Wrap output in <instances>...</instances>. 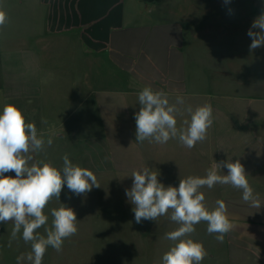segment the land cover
Returning a JSON list of instances; mask_svg holds the SVG:
<instances>
[{
    "label": "crops",
    "instance_id": "1",
    "mask_svg": "<svg viewBox=\"0 0 264 264\" xmlns=\"http://www.w3.org/2000/svg\"><path fill=\"white\" fill-rule=\"evenodd\" d=\"M179 2L173 11L148 0H0L8 17L0 27V93H16L0 94V100L24 101L32 93L33 121L44 123L49 116L42 102L57 72H64L69 108L79 109L74 114L72 108L65 122L80 123L82 133L98 124L93 139L117 141L118 171L139 164L123 141L136 139L144 87L166 92L171 104L183 99L178 126L190 120L188 107L211 104L213 124L202 154L211 164L239 159L262 208L250 207L231 185H215L233 228L209 263L264 264V47L250 50L252 41L241 30L264 13V0H209L199 10L213 13L205 20L186 18L190 3ZM17 107L25 116V104Z\"/></svg>",
    "mask_w": 264,
    "mask_h": 264
},
{
    "label": "clouds",
    "instance_id": "2",
    "mask_svg": "<svg viewBox=\"0 0 264 264\" xmlns=\"http://www.w3.org/2000/svg\"><path fill=\"white\" fill-rule=\"evenodd\" d=\"M230 0H225L229 3ZM7 13L0 6V27L7 22ZM259 29V31H253ZM251 38L250 50L264 47V13H261L248 30ZM140 109L135 113L136 141H149L165 144L170 139L178 138L179 142L191 149L198 142L207 138L208 129L213 124L211 104H204L195 109L188 107L190 120H184L186 127L177 128V105L184 103L178 97L171 104L164 91L144 87L138 94ZM52 138L47 141L44 134L38 136L34 123L26 122L21 109L13 104H5L0 111V222H13L8 246L17 239L22 230V239L31 243V251L18 256L17 264L23 261L29 264H42L49 247L58 253L63 243L78 231L77 216L71 207L62 204L51 209L52 222L45 227V234L38 232L48 223L44 213L46 206L53 198L60 201L64 185L77 196L86 194L93 187H100L93 171L75 165L68 154L62 157L63 166L58 169L50 162L36 161L33 153L42 152L45 144L51 146ZM227 169L225 174L222 169ZM14 172L15 177L5 173ZM158 173L148 167L134 169L131 173L133 183L126 189V196L134 206L135 222L143 220L156 221L161 216H169L179 225L175 230L165 234V239L172 241L173 246L162 256V264H201L208 256L204 245L191 238L195 225L207 223V232L216 234V239L223 242L224 236L233 225L228 217L227 205L217 200L216 206L209 209L204 201L201 189L213 188L215 185H231L242 191V199L250 207L261 209L258 194L250 186L244 165L237 159L213 160L205 176H188L180 179L179 186H165L158 180Z\"/></svg>",
    "mask_w": 264,
    "mask_h": 264
},
{
    "label": "rangeland",
    "instance_id": "3",
    "mask_svg": "<svg viewBox=\"0 0 264 264\" xmlns=\"http://www.w3.org/2000/svg\"><path fill=\"white\" fill-rule=\"evenodd\" d=\"M162 2L163 6L176 11L180 0H148ZM190 3V12H186V18L191 19L193 15L197 19H209L212 12H202L200 7H206L209 0H184ZM231 1V0H230ZM236 3V1H234ZM196 11L193 10L192 5ZM189 8V7H188ZM211 19V18H210ZM251 24V23H250ZM241 27L243 34L247 35L252 25ZM258 29H253L257 31ZM248 36V35H247ZM249 37V36H248ZM251 39V38H250ZM219 46V45H218ZM209 61H202V67L208 66ZM251 68V62H249ZM64 72H57V84L52 86L51 93L45 98L43 113L47 117L44 123H36L33 115V94L26 93L25 100L18 101L17 98L0 100V111L5 104L17 106V102L25 104L26 122L34 123L38 136L44 134L47 141L49 136L53 143L51 146L45 144L42 152L33 153L36 161L43 160L61 169L63 166L62 157L68 154L73 164L87 168L96 175L100 187H93L86 194L77 196L64 185L60 201L53 198L44 209L48 215V223L38 229L42 235L45 234V227H50L52 222L51 209L59 208L61 203L71 207L77 216L78 231L75 235L66 239L61 252L49 247L43 257L42 264H162L163 254L173 246V242L165 239V234L175 230L179 225L171 221L169 216H161L156 221L143 220L135 222L133 205L126 196V189H130L133 183L132 171L114 170L116 142L109 139H93L96 135L93 131L99 128L98 124H89L88 130L82 133L80 123L68 124L66 115L72 109L74 114L79 111L78 107L69 108V93L67 85L62 81ZM239 78L233 77V81ZM220 79V77H217ZM253 79V77H252ZM224 83V78H221ZM228 81V78L227 80ZM226 85L227 82L225 83ZM9 96L16 93H0ZM53 112V114H52ZM184 117L180 118V122ZM187 117L185 118V120ZM50 120V121H49ZM189 120V119H188ZM177 128L186 127L179 125ZM83 128V127H82ZM93 134V135H92ZM207 138L198 142L193 148L183 146L178 138L170 139L169 142L155 148L153 142H138L126 140L131 152H136L139 164L134 169L148 167L156 171L158 180L165 186H179L180 179L188 176L206 175L211 165L208 156L202 154ZM125 143V144H126ZM134 156V157H135ZM120 161L130 159L128 155H119ZM133 169V170H134ZM6 176L15 177L14 172L5 173ZM201 192L205 196V205L209 209L216 206L220 200L219 189L215 186L211 189L204 187ZM13 222H0V264H17V257L31 251V243H25L22 239V230L17 239L8 246L13 228ZM191 238L201 242L208 256L201 264H210V258L225 241L219 242L216 234L207 232V223L200 222L195 225V232ZM218 249V250H217ZM218 255V254H217ZM22 264H29L26 260Z\"/></svg>",
    "mask_w": 264,
    "mask_h": 264
}]
</instances>
